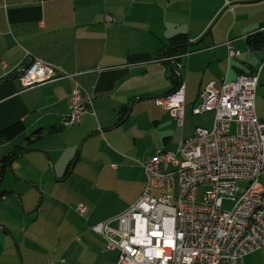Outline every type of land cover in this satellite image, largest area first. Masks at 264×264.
Returning <instances> with one entry per match:
<instances>
[{
  "label": "crops",
  "instance_id": "crops-1",
  "mask_svg": "<svg viewBox=\"0 0 264 264\" xmlns=\"http://www.w3.org/2000/svg\"><path fill=\"white\" fill-rule=\"evenodd\" d=\"M222 22L228 28L220 36ZM258 30L264 31V0H0V132L16 122L24 126L21 134L0 144V160L16 154L0 185V264H116L117 256L105 252L102 238L90 229L103 221L97 213L103 193V168L97 165L103 163V151L108 148L111 157L123 159L126 143L136 148L143 130L135 124L127 135L123 127L140 114L159 126L163 116L156 113L162 108L155 99L180 82L185 104L194 106L209 82L218 88L240 74L258 73L259 79L264 50L245 42ZM175 36L187 40L186 55L177 61L169 45ZM229 46L238 52L230 60ZM29 56L69 77L27 89L17 78L6 80ZM76 85L83 102L90 101L89 111L65 125ZM169 138L164 133L163 145ZM153 148L169 150L148 146L145 156ZM22 157L37 170L36 179L19 175L25 170L17 162ZM123 163L120 168L126 167ZM12 182L22 190L12 189ZM46 182L52 184L48 196L57 191L65 196L45 204L42 212L44 198L37 199ZM29 192L36 201L21 212L22 197ZM78 194L85 195L83 200H77ZM80 203L85 206L81 215ZM255 254L263 264L264 247L242 263Z\"/></svg>",
  "mask_w": 264,
  "mask_h": 264
},
{
  "label": "built area",
  "instance_id": "built-area-1",
  "mask_svg": "<svg viewBox=\"0 0 264 264\" xmlns=\"http://www.w3.org/2000/svg\"><path fill=\"white\" fill-rule=\"evenodd\" d=\"M106 21L113 19L106 16ZM236 56L229 46L228 60ZM29 58L17 78L21 89L69 77ZM257 82L258 73L240 74L218 88L213 82L206 84L192 113L211 112L212 127H196L176 149L160 150L143 163L145 184L138 199L121 214L90 228L102 238L105 250L117 252L116 264H241L264 247V188L259 182L264 122L255 112ZM155 103L183 128L182 82ZM89 106L76 85L65 125L77 123ZM199 186L207 189L200 194ZM224 201L233 203L231 209H223ZM76 210L81 215L85 206L80 203Z\"/></svg>",
  "mask_w": 264,
  "mask_h": 264
},
{
  "label": "rangeland",
  "instance_id": "rangeland-1",
  "mask_svg": "<svg viewBox=\"0 0 264 264\" xmlns=\"http://www.w3.org/2000/svg\"><path fill=\"white\" fill-rule=\"evenodd\" d=\"M227 28H228V22H222L220 23L217 32L220 34V36H223ZM205 40L206 39L202 41L204 42ZM152 102H154V100H152ZM254 106H255L256 115L264 120V72L259 75L257 88L255 92ZM192 107L193 106H191L189 101L186 102L182 129L176 126L174 119L171 118L168 112L163 111L160 108H158L159 111L156 113V115L158 116L159 115L163 116L159 126L158 125L154 126L151 120V116H149L150 117L149 120L150 124H149L147 123V117L144 116L145 114L143 115L139 113L140 115L135 117L134 123L126 124L131 126L123 127V128H128V130H126V133L127 135H129L134 133L132 130L129 129H131V127H134L135 124H138L139 128L143 130L144 134L142 133L143 135L138 136V138L136 139V145H135L136 148L132 149V145H129L127 143H126L127 146L122 147V150L126 152L125 156H123L124 157L123 159L115 155L111 157L110 153L108 152V148H105L103 153L106 154V156L103 157V163L97 165L99 167L102 166L103 168V174H102L103 193L100 196V204H98L99 201H97L98 204L97 206H100V209L97 211V213L103 215V221H106L121 214L130 206L129 205L130 202L134 203L136 198L138 199V197L140 196L145 184V173L141 164L145 163L148 159H150L153 155H155L158 151H160L153 148L152 152L150 153V156H145L148 155L146 154L149 151L148 146L151 147L167 146L169 150H174L178 147L181 138L183 137L184 139H186L190 137L194 133L196 127H203L207 129H210L212 127L213 114L209 112L202 115H193ZM160 111L162 113H160ZM67 127H71V126H67ZM154 129L155 131H153ZM146 130H148L147 133H145ZM235 130H236V126L233 124L231 131L235 132ZM164 133H167L168 136L170 137L166 145H163ZM152 140L154 141L152 142ZM147 141H149V143ZM34 146H38V145L35 144ZM17 162L20 164L21 168L23 169L25 168V170L19 174L20 176L27 177V179H31V180L37 178V173H36L37 170L32 168L30 166V163L24 161L23 157L18 159ZM122 162H124L123 164L126 167L120 168ZM30 167L32 170L28 169ZM109 167H111L112 170H110ZM115 168H118V170L115 171ZM140 176L142 180L140 179ZM72 179L68 181L70 186L72 185L71 187H73L74 184V179L73 180ZM75 181L79 182L78 179H75ZM140 181L143 183L142 188H140L139 186ZM259 182L264 188V170L259 179ZM51 185H52L51 183L46 182V186H43V190H44L43 195H41V197L37 199V203H38L40 202V199L42 200V198H44V202H43L44 205L41 206L42 212L45 209V204L49 202H53V199H56L58 197L60 201L65 196L58 194V191L56 192V194H52L48 196V191L49 193H51L50 192ZM238 186L241 189L244 187V183H238ZM11 188L18 191L22 190L20 188L17 189L13 182L11 183ZM205 189H207V187L204 188L203 186H199L198 191L201 194ZM84 196L85 195L83 194H78L77 200H83ZM22 198H23V202L20 206V211L25 212L27 211V207L36 201L35 199L36 195L34 194L32 195L31 193L24 194ZM127 205L129 206L125 208ZM232 205L233 203L231 201H224L223 209L229 210L231 209ZM38 220L41 219L38 218ZM111 226L116 227V223H112ZM103 250L105 252H110L111 256H114L113 254L117 256L115 252L105 250L104 245H103ZM247 261L248 264H261L260 255H256V254L250 257L249 259H247ZM263 264H264V259H263Z\"/></svg>",
  "mask_w": 264,
  "mask_h": 264
},
{
  "label": "trees",
  "instance_id": "trees-1",
  "mask_svg": "<svg viewBox=\"0 0 264 264\" xmlns=\"http://www.w3.org/2000/svg\"><path fill=\"white\" fill-rule=\"evenodd\" d=\"M186 42L187 40L185 36H175V37L170 38L169 45H170V49L172 50L171 56H173V58L185 55L186 47L184 44ZM245 42H246L247 47H249L250 49L264 50V31L258 30L256 32H253L252 34L246 37ZM178 59L179 58H176L175 61H177ZM172 78L174 79L175 85H177L179 81H178L176 74L172 75ZM178 85L175 86L173 91L178 87ZM23 131H24V126L20 122H16V123L9 125L8 127H6L0 132V144L12 140L13 138L21 134ZM15 155L16 154L12 153V154L5 155L4 157L1 158L0 160V185L2 183L4 174H5L6 166L9 165V162L13 159Z\"/></svg>",
  "mask_w": 264,
  "mask_h": 264
},
{
  "label": "water",
  "instance_id": "water-1",
  "mask_svg": "<svg viewBox=\"0 0 264 264\" xmlns=\"http://www.w3.org/2000/svg\"><path fill=\"white\" fill-rule=\"evenodd\" d=\"M29 63H30V60L24 62L18 70H16L15 72H13L9 76H7L6 80H14V79L18 78L21 75L22 71L28 67ZM9 169H10V167H9Z\"/></svg>",
  "mask_w": 264,
  "mask_h": 264
}]
</instances>
